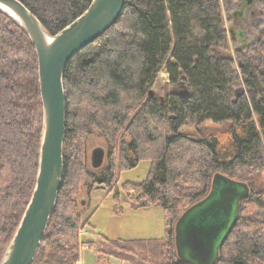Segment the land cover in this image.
I'll return each instance as SVG.
<instances>
[{
	"label": "trees",
	"instance_id": "trees-1",
	"mask_svg": "<svg viewBox=\"0 0 264 264\" xmlns=\"http://www.w3.org/2000/svg\"><path fill=\"white\" fill-rule=\"evenodd\" d=\"M22 1L52 36L92 2ZM234 2L126 0L113 26L69 60L66 170L32 264H78L83 244L132 264H190L178 256L176 221L210 192L216 173L252 187L216 264H264V187L254 184L264 169V23L254 26L251 51L232 53L225 12ZM164 70L172 89L161 99L151 89ZM43 121L35 43L0 10V263L37 184ZM210 121L222 128L211 130ZM94 131L109 144L96 171L86 155ZM142 159L151 161L148 177L123 189L138 208H163L165 236L83 240L91 222L79 211L82 187L111 189Z\"/></svg>",
	"mask_w": 264,
	"mask_h": 264
},
{
	"label": "water",
	"instance_id": "water-1",
	"mask_svg": "<svg viewBox=\"0 0 264 264\" xmlns=\"http://www.w3.org/2000/svg\"><path fill=\"white\" fill-rule=\"evenodd\" d=\"M125 2L92 0L86 11L52 36L22 0H0V10L20 24L35 43L44 112L37 184L0 264H32L38 254L56 208L66 170L64 74L68 62L113 26L121 17ZM91 156L92 167L99 168L106 160V150L97 146ZM211 186L210 192L186 209L176 221L178 256L190 264H216L224 242L238 221L241 202L252 191L249 183L221 173L215 174Z\"/></svg>",
	"mask_w": 264,
	"mask_h": 264
},
{
	"label": "rangeland",
	"instance_id": "rangeland-1",
	"mask_svg": "<svg viewBox=\"0 0 264 264\" xmlns=\"http://www.w3.org/2000/svg\"><path fill=\"white\" fill-rule=\"evenodd\" d=\"M261 9V7L259 6ZM262 10V9H261ZM230 12V11H229ZM229 12H225V16L229 25ZM250 25L247 27V32L251 36V40H255V33L253 32L254 25L262 22L264 23V13L257 14L252 19L249 18ZM231 38V37H230ZM232 40L234 38H231ZM253 47V45H252ZM237 45H234L232 53H235ZM245 51V50H244ZM238 65V64H237ZM170 75L165 70L162 71L158 81L151 89L152 94L158 95L161 99H165L167 92L172 89L170 86ZM207 127L211 130L221 129V126L216 125L214 122L207 123ZM86 152L88 157V167L96 171L92 167V151L97 146H102L106 150V160L108 161L109 144L107 139L100 133L94 131L86 141ZM103 165V166H104ZM151 169V161L142 159L137 167L130 168L121 173L118 184L106 188L104 185L90 186L85 184L80 191L78 198L79 211L84 215V218L90 219L89 226L100 235H106L113 239H145L163 237L166 233L165 211L161 206H151L138 208L133 205L129 198L128 191L123 189V183L126 181H143L149 175ZM254 184L259 187H264V169L254 179ZM120 191L122 193L121 203L117 204L114 200V194ZM93 199V200H92ZM86 200V201H85ZM91 206L87 207L90 205ZM85 201V205L83 203Z\"/></svg>",
	"mask_w": 264,
	"mask_h": 264
},
{
	"label": "flooded vegetation",
	"instance_id": "flooded-vegetation-1",
	"mask_svg": "<svg viewBox=\"0 0 264 264\" xmlns=\"http://www.w3.org/2000/svg\"><path fill=\"white\" fill-rule=\"evenodd\" d=\"M260 1L261 0H235L234 5L229 10L228 20L230 23L228 28L232 33L231 38H234L233 40L241 52L251 51L252 45L255 42V40H251V36L246 29L248 25H250L249 18L252 19V17H255L257 14L264 13V8L260 6Z\"/></svg>",
	"mask_w": 264,
	"mask_h": 264
},
{
	"label": "crops",
	"instance_id": "crops-1",
	"mask_svg": "<svg viewBox=\"0 0 264 264\" xmlns=\"http://www.w3.org/2000/svg\"><path fill=\"white\" fill-rule=\"evenodd\" d=\"M92 200L90 201V205H88L87 207L91 206ZM85 201H83L84 205L86 203ZM146 209H148V207ZM91 227L92 226L86 229V232L83 235L84 238L83 240L99 241L102 238L100 233L97 234ZM81 250H82V256L78 264H132L128 260L125 259L122 260L114 256H111V258L106 256H101L96 251V249L90 248L89 246L82 247Z\"/></svg>",
	"mask_w": 264,
	"mask_h": 264
}]
</instances>
